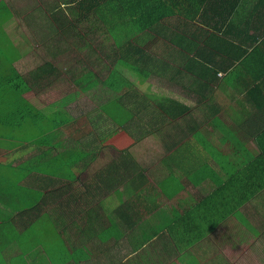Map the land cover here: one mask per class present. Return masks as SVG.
<instances>
[{"label":"crops","instance_id":"crops-1","mask_svg":"<svg viewBox=\"0 0 264 264\" xmlns=\"http://www.w3.org/2000/svg\"><path fill=\"white\" fill-rule=\"evenodd\" d=\"M162 1L144 16L148 30L134 36L142 60L117 24L109 33L88 15L76 23L70 10L74 21L61 43L38 0L36 47L46 60L18 72L32 85L23 98L40 119L25 121L41 136L0 148L15 173L7 172L14 183L0 174V219L11 218L0 220V264H242L247 248L264 260V0ZM119 5L108 9L120 12ZM93 21L102 31H88ZM85 49L97 56L84 74L63 79L76 89L61 100H90L83 131L92 134L89 140L75 129L63 142L62 128L80 120L67 116L63 101L48 107L31 96L67 71L48 60ZM80 58L69 56L67 69L76 70ZM114 71L128 78L111 81ZM141 126L150 132L142 140ZM120 128L135 140L131 149L144 142L150 149L109 156L101 140ZM41 163L51 165L49 174L38 172ZM29 165L37 172H18ZM50 230L52 239L41 240Z\"/></svg>","mask_w":264,"mask_h":264},{"label":"rangeland","instance_id":"rangeland-1","mask_svg":"<svg viewBox=\"0 0 264 264\" xmlns=\"http://www.w3.org/2000/svg\"><path fill=\"white\" fill-rule=\"evenodd\" d=\"M3 5L0 4V64L5 63L6 57H10L7 53V50L11 46H15L20 51V55H24L25 50L29 49V46L32 44L35 48L32 51V56L24 59L23 61H19L18 63H15L16 70H19V72L25 73L26 71H35L40 64H43L46 60V55L43 53V50L41 48L36 47L37 46V34L36 31L38 29L37 27V12H38V0H0ZM66 0H39V2L43 3H50V7L48 4V14H51V10L56 7L58 4H64ZM59 2V3H58ZM42 7V6H41ZM65 10L67 11L68 8L66 7ZM12 12V14L10 13ZM19 15V17H18ZM28 24V25H26ZM88 25V31H91V27L94 26L93 22L87 23ZM29 29V30H28ZM84 30H86L84 28ZM30 31V32H29ZM66 47V46H64ZM99 51V50H98ZM67 54H64L60 57V59H50L47 62L53 64L58 69H65V73H61L59 76L52 78L48 80L46 83L42 84L41 88H37L32 93L31 101L34 102L36 105L41 103L42 101H38L36 97H39L40 99L44 100V103L49 107L52 103L57 101L56 106H61L60 101H63L65 104L64 111L66 112L67 116L74 120L79 119L80 121H75V126L71 125L73 128L68 129L62 128L63 135L60 137L61 140H73L71 137L74 136L75 129H84L89 130V128L86 127L85 121L88 122V119L85 117V114H83V111H89L92 110V105L89 106L90 100L88 99H81L77 96L76 99L73 100H61L64 95H66L69 92H73L76 88H71L69 85L64 81L63 79H74V76H80L85 73V64L88 63V58L93 59L97 56L94 51H88L85 49L84 51H80V53H77V51H66ZM70 57H81L80 63H78L79 67H76V70H71V68L67 69L69 66L68 63L70 60ZM76 64V63H75ZM88 67V66H87ZM89 68V67H88ZM93 69V68H92ZM98 71V69H96ZM71 72V73H70ZM22 75V74H21ZM73 85V84H72ZM71 85V86H72ZM69 88L71 90L69 91ZM8 90L0 83V115L4 116L3 121L7 120V112L9 111V99L8 96ZM88 106H84V105ZM46 107V106H45ZM80 112V113H79ZM19 118V117H18ZM24 119V118H23ZM20 119L16 122V124H19V126H11V125H5L4 122H2V117L0 116V148L1 149H8L13 150L16 149L19 145L26 142V144H30L28 142H32V140L39 138L41 135L40 129H37L36 127H32L28 125V121L21 122ZM26 120V119H24ZM30 121V120H29ZM31 123V122H30ZM31 124H34L33 122ZM24 127H22V126ZM104 129L101 128L100 130ZM26 130L25 132H23ZM84 133V132H82ZM89 135V134H88ZM75 137V136H74ZM59 139V140H60ZM100 138H98L99 140ZM133 137L130 136L128 133L124 132L123 128H120L118 133L115 132L113 135L107 136L105 139L101 140L100 143L103 146V150L109 152V156L117 155L120 152L123 151H132L131 146L133 143ZM135 144V140L134 143ZM145 142L143 143V148H134L133 150L142 151L140 156L144 153V150L150 149L149 147H146L144 149ZM146 145H149L148 143ZM139 148V149H138ZM133 152V151H132ZM29 151H26L23 155L24 158L30 156L28 154ZM104 156H108L106 154H103ZM7 158H10L8 154L6 155ZM85 157H88V154H85ZM5 156L0 154V174H8L9 178L12 183H14L15 179L12 175H15V173L12 170L11 167L8 165H3L5 162L4 160ZM144 160V159H143ZM11 164H18L19 158L10 159ZM43 164L41 163L36 169L43 168ZM11 168V169H9ZM7 172H11L12 175H10ZM17 178L20 177V174L16 176ZM82 179H85V175L82 176ZM0 183H6L5 181H2ZM53 237V232L50 230V235L48 238L41 237V240H51ZM55 241V240H53ZM51 244V243H49ZM260 249L264 247L262 244L259 245ZM263 251H260V254H263ZM164 253V252H163ZM144 255L148 258L149 254L144 253ZM245 259L242 264H264V260H261L260 257L254 253L250 252L248 248L245 251ZM182 260V258H181ZM186 259H183L181 263L179 264H186ZM225 262V261H223Z\"/></svg>","mask_w":264,"mask_h":264},{"label":"trees","instance_id":"trees-1","mask_svg":"<svg viewBox=\"0 0 264 264\" xmlns=\"http://www.w3.org/2000/svg\"><path fill=\"white\" fill-rule=\"evenodd\" d=\"M64 2H65V5L63 4L65 6L64 8L62 7L61 4L56 5V7H54L51 10V15L49 16V18H46L57 27L56 30L58 32L59 41L61 43L64 44L65 42L68 41V35H69L68 22L72 25L73 24L72 21H74V20H70L66 12H64L66 7L69 8V5H72L74 8L72 10L68 9L67 12L70 10L71 11L69 12L70 16L74 17V15H76L77 17L76 23L82 22L83 21L82 18L87 17L88 15V19H97V20H100L104 25H106L109 33H112L113 31L118 30V28H115L114 26H112L113 24H117L121 31L120 35L121 36L123 35L124 39L129 41L130 45L137 49V51H135L134 54L135 55L140 54L142 60L144 58L143 50L139 46L136 45L134 41V36L140 33H144L146 30H148V27L146 28L144 26V24L149 23L148 21H144L145 14L148 13L149 10L153 6H155L156 8H158V10H160L161 3H163L162 0H135V1L131 0V1H128V3H125L123 0H121V2H119V0H111V2H109L110 5L106 6L107 3H102V1L100 0H66ZM117 3L120 4L119 6L121 7L120 9L121 11L120 12L115 11L113 14L112 11H109L108 8H111L112 10H114L115 7H117L115 6L117 5ZM0 4L3 5L4 3L1 2ZM47 7H48V3H43V6L41 8V10L45 11L46 14L48 13V8H49ZM100 11L103 14H105L104 17L98 14V13H101ZM138 16L140 18L137 19ZM93 23H94V26L91 27L92 28L91 31L93 33L95 31H99V32L102 31L99 25V22L93 21ZM7 53L9 55L11 54V56L10 57L7 56L5 63L0 64V83L8 90V94H9L8 96L10 97L9 99L10 108H9V111L7 112L8 119L6 121L5 120L3 121L4 116L0 115L2 117V122H4L5 125L19 126V124H16L18 120L23 119V118L28 120L29 116H32L33 118L30 120V122L35 123L36 119H34V116L32 115L35 110V107L30 101H26L23 98V95L28 93L31 90L32 85H30V81L26 79L24 76H22L21 73H19L18 70H16V68L14 67V64L18 60H20V58L22 57L20 55V51L18 50L17 47L13 45L7 50ZM128 55H130V53H126L127 57ZM87 74H91V73H87ZM134 76H136V74ZM121 77L128 78V76H126L124 73H118L117 71H114L110 75V80L111 81L117 80L118 78H121ZM110 86L115 88L117 87V84L110 85ZM143 100L145 103H149V101L146 98H144ZM128 108L132 112H134L131 107H128ZM142 111L143 109L140 108V112ZM139 116L142 117L141 114ZM24 119L21 120V122L22 121L25 122ZM39 120L40 119L36 121H39ZM61 122H62V125H65L68 123V120H66L64 117H61ZM143 127L144 126L139 127V129H142L144 131L143 133L139 132L138 138L140 140L150 135V132H148L147 130V126L146 128H143ZM76 131L78 133L84 132L80 128H78V130ZM82 134H83V138L87 137L89 139L92 132H88L87 134H85L84 132ZM44 136H46V138L43 137L44 140L48 138V135H46V133H44ZM48 155H49L48 153L45 154V156H48ZM67 155L68 154H65V156ZM43 165H44L43 168H39L38 172L41 171L42 173L43 172L42 169L45 168L44 172H46V174H49L50 171L48 168H50L51 165L49 164H43ZM18 172L31 173V172H37V171L35 169H32L31 165H29L28 167H24L23 169H20ZM35 208L36 207H33V209ZM30 211L31 210L22 211L21 213L16 212V211L14 212L18 213L19 216H22L26 213H29ZM33 212H35V210H33ZM8 218L9 220H11L10 216L3 215L1 216L0 220L4 223H9V222H6V221H9ZM232 246H238V243H233Z\"/></svg>","mask_w":264,"mask_h":264}]
</instances>
